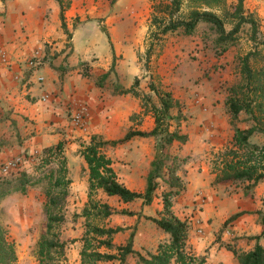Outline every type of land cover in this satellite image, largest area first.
<instances>
[{"label":"crops","instance_id":"1","mask_svg":"<svg viewBox=\"0 0 264 264\" xmlns=\"http://www.w3.org/2000/svg\"><path fill=\"white\" fill-rule=\"evenodd\" d=\"M61 1L63 20L58 0H0V164L24 155L29 161L24 164L23 170L31 173L32 169L29 171L28 168L44 148L62 143L67 175L72 176L69 160L76 158L77 162L72 160L78 163L73 174L76 176L80 169L84 170L88 187L86 164L79 155L82 144H87L92 135L104 141H115L129 130L152 131L155 123L150 102L142 97L147 95L153 103H157L156 95L149 87L153 84L150 78L160 75L166 80L171 70H175L174 56L180 54L181 48L177 45L172 48L171 39L167 40L169 36L166 35L158 46H153V50L161 49L162 55H152L149 60L154 65L153 70H145L138 53L146 45L150 2L116 0L111 5L109 0ZM118 6L122 8L120 14ZM140 9L142 11L138 13ZM124 15L132 21L127 32L123 29ZM119 21H123L120 27ZM99 32L106 35V42L103 43L100 36L94 37ZM32 58L35 65L29 66L28 60ZM135 80L137 85H134ZM131 87L138 96L122 93V89ZM213 91V87L208 94L200 91L194 101L197 120H194L195 125L190 132H184L188 139L182 144L183 149L178 156L185 157L183 152H187L190 146L199 155L209 145L221 146L227 141L226 146L231 140L232 129L226 134L229 116L227 113L223 116L219 111L224 103L211 105L213 99L217 98ZM80 108H86L88 116L83 130L71 121ZM239 128L245 127L239 124ZM223 136L225 141L222 140ZM252 140L261 142L259 137ZM155 144L154 138L134 137L115 148L106 147L103 153L112 160L117 180L128 189L139 192L144 189L156 152ZM191 170L186 184L183 182L184 190L181 193L185 192V195L182 196L179 212L173 201L176 197L172 199V211L181 219L192 213L194 218L200 217V212L195 213L192 206L198 198L196 194L200 192V173ZM210 175L212 184L214 175ZM237 190V194L227 201L228 204L219 207V215H222L224 225L232 215L241 214L224 225L228 226L226 237L238 238L232 244L226 243L238 250L248 251L256 242L248 238L260 235L261 227L255 212L264 211V183L258 184L248 198L240 189ZM137 201V211L125 210L141 216L125 217L135 220L144 219V216L155 217L162 207L159 194L148 206H141V201ZM149 209L155 216L147 213ZM192 219L190 217L188 220ZM193 226L195 223L191 224ZM258 242L264 245V239L260 238ZM221 249L222 256L205 257L206 264H236L233 254L224 247Z\"/></svg>","mask_w":264,"mask_h":264},{"label":"trees","instance_id":"2","mask_svg":"<svg viewBox=\"0 0 264 264\" xmlns=\"http://www.w3.org/2000/svg\"><path fill=\"white\" fill-rule=\"evenodd\" d=\"M116 0H109L114 4ZM151 3L149 17L150 42L146 57H150L153 43H158L166 35L179 30L183 35L191 36L199 24L207 27L212 34L211 45L216 56L222 55L237 44L240 34L245 33L254 47L262 45L257 38L258 23L253 13L245 8V0H148ZM63 20V4L58 0ZM62 27L65 29L64 24ZM70 37V34L68 35ZM154 40V42H153ZM205 41V40H204ZM236 68L239 80L228 85L224 106L229 116L228 124L233 135L228 144L216 154L212 162L211 173L214 175L212 184L234 186L239 188L244 197L252 196L253 189L264 183V54L260 50H249L242 56H237ZM134 85H137L135 80ZM150 90L156 95L153 103L147 95L142 99L150 102V110L154 116L155 127L149 133L129 130L115 141H104L97 135H92L87 144H82L79 155L84 160L87 169L88 198L80 213L84 218V232L80 237L82 248L79 252V264H96L110 262L126 264L129 256L136 257L137 264H206L205 257L196 255L188 245V235L191 230L190 221L181 219L172 211V199L183 190V182L178 176L186 157H179L171 151L173 143H186L187 135L181 134L182 121L180 104L170 91L160 92L153 85ZM122 93H132L138 96L133 87L122 89ZM176 114L173 115V111ZM174 123V129L172 125ZM243 124L245 128H239ZM134 137H151L156 141L155 156L142 191L128 189L117 180L112 168V160L103 149L115 148ZM259 137L261 142L253 141ZM35 176H30L25 170L18 175L0 178V199L10 191L24 193L26 186L39 182L44 174L50 176L46 190V225L44 236L38 241L36 257L38 264H61L65 260L66 242L60 239L59 226L64 221L63 206L69 195L71 179L68 178L66 159L63 155L62 143L44 148L34 160ZM57 167L54 178L52 169ZM95 190H101L108 197H115L122 203L141 201V206L152 204L160 196L162 207L155 217L144 216L165 235L166 239L159 242L152 252L140 254L133 248L136 226L103 227L92 224L89 219L94 216L108 218L113 214L133 217L140 214L121 210L115 212L106 203H98L92 199ZM260 235L249 237L255 240L252 249L241 251L229 243L222 244L234 256L236 264H264V245L258 240L264 239V211L257 210ZM241 214L232 215L224 223L227 224ZM130 230L122 245L114 243L118 233ZM108 252H102L100 249ZM15 242L10 239L7 230L0 224V264H16Z\"/></svg>","mask_w":264,"mask_h":264},{"label":"rangeland","instance_id":"3","mask_svg":"<svg viewBox=\"0 0 264 264\" xmlns=\"http://www.w3.org/2000/svg\"><path fill=\"white\" fill-rule=\"evenodd\" d=\"M140 7L142 8V6ZM117 8V10L120 11L118 14H120L122 8L119 6ZM245 8L257 18L259 30L257 38L259 42H264V0H245ZM141 11L142 9H140L138 13ZM123 18L124 24L123 21L122 23L119 21L118 25L120 27V25L122 26L123 24V29L127 32L130 29L132 21L127 15H124ZM140 29L142 30V26ZM149 29L150 27L147 23L145 36L146 45H144L145 48L143 51L138 53L139 60L145 70H153L152 68L154 65L151 63V60H149L152 55H162L161 49L158 51V48H155L151 50L150 57H146V50L150 42ZM245 31H247V28L240 34V38L236 45L230 47L228 51L219 56L214 54L211 45L212 34H210L207 27L203 24H199L191 36L183 35L180 30L168 34L169 37L167 40L171 39V47L174 48L177 45V47L181 48L180 54L174 56L173 64L175 70H171L170 76H167L166 80H164V76L161 77L160 75L156 76L154 79L150 78V80H153V84L160 92L169 90L179 102V110L181 111L182 117L180 132L182 134H185L184 132H190L195 125L194 120H197V117H195L196 102L194 101L197 100L200 91L208 94L207 92H210L213 87V92L217 100L214 98L211 105L214 106L218 103H223L226 96L225 88L239 80L235 61L236 57L242 56L253 49L260 50L264 54L262 45L257 44V46L254 47L248 40V35ZM95 36H100L103 43L107 40L106 35L101 32L94 35V37ZM159 44L160 42H154L153 46H158ZM187 99L190 100V102H188ZM222 106L223 107H221L219 111L224 116L227 111L225 106ZM175 114L176 110L173 111V115ZM171 129H174V123ZM229 130H231V128L228 124V129L226 130L227 135L229 134ZM226 137L228 138V136ZM222 140L225 141L224 136ZM225 143L221 146L209 145L206 149L200 151L199 155L194 152L193 146L186 149L187 152H183V156L187 158V161L183 166L185 170L183 172L182 169L180 175L182 182L186 184V177L188 173L192 171L191 169L200 173V192L196 194L198 198L193 202L194 205H192L195 213L200 212V217L194 218L193 213L191 216H188V214L184 216L188 219L192 217L193 219L190 222L191 224L195 223V226L191 227L189 247L195 254L209 259L222 256L223 251H220L222 250V244L238 240L237 237H226L228 226L222 225L223 217L219 215V212H221L219 207H221V205H226V203L228 204L232 196L236 195L238 192V190L235 191V189L239 188L231 185L213 186L210 179L212 162L218 151L224 149ZM182 149V145L175 143L171 151L178 155ZM72 160L77 162L76 158H72ZM72 160H69L72 176L70 177L67 175L68 178H71V184L68 187L69 195L62 209L64 221L59 226L60 239L66 242L65 260H63L61 264H79V252L82 248L80 237L84 232V218L80 217V213L82 208L86 205L88 198L85 172L80 169L79 173L75 176L73 173L78 163H74ZM34 167L35 165L31 163V166L28 168L29 171L31 169L33 171ZM28 174L30 176L37 175L34 171L31 173L28 172ZM48 174L49 173L44 174L39 182L27 185L24 193L10 191L0 199V224L7 230L10 239L15 242V252L17 256L16 264H38L36 248L38 241L45 233L46 190L48 188V181L50 180ZM52 174V178H54L57 174L56 166L52 169ZM12 177L9 179L14 180L16 176H14V178ZM184 195L185 192L181 193V196L173 199L176 209L178 208V212L180 210L179 208H182V196ZM92 199L98 203L108 204L115 212L125 209L133 211L139 209V201L124 204L116 198L107 197L101 190H95L92 194ZM146 211H148V209ZM147 213L155 216V213L150 209ZM89 221L94 225L103 227L121 226L131 228L133 227L132 225H137L134 248L142 255H145L147 252H152L159 242L166 239V235L145 218L135 220L116 213L108 218L92 216ZM129 232L128 229L115 235L114 243L116 245L124 244ZM100 251L108 252L104 248L100 249ZM96 264L114 263L100 262ZM126 264H137L136 257L129 256Z\"/></svg>","mask_w":264,"mask_h":264},{"label":"built area","instance_id":"4","mask_svg":"<svg viewBox=\"0 0 264 264\" xmlns=\"http://www.w3.org/2000/svg\"><path fill=\"white\" fill-rule=\"evenodd\" d=\"M35 59L32 58L28 60V65H35ZM87 110L86 108H80L71 118V121L74 126L83 130L86 128L87 124ZM29 161V158L24 155H19L8 159L0 164V178H6L10 176H15L24 168V164Z\"/></svg>","mask_w":264,"mask_h":264}]
</instances>
